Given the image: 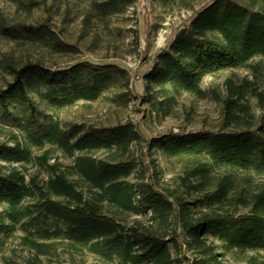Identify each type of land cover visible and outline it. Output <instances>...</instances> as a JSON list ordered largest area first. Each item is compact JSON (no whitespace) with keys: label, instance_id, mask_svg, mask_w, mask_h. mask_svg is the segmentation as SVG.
Masks as SVG:
<instances>
[{"label":"trees","instance_id":"16d2710c","mask_svg":"<svg viewBox=\"0 0 264 264\" xmlns=\"http://www.w3.org/2000/svg\"><path fill=\"white\" fill-rule=\"evenodd\" d=\"M0 11V264L17 240L39 255L59 250L105 264H264V88L228 79L222 122L146 138L138 125L68 120L79 105L174 117L183 94L208 97L206 78L264 59V0H210L134 73L87 52L125 40L139 47L135 0H6ZM115 45V44H113ZM60 153L69 163L63 164ZM158 156L180 173L166 181ZM28 166L36 168L31 173Z\"/></svg>","mask_w":264,"mask_h":264},{"label":"rangeland","instance_id":"374dc122","mask_svg":"<svg viewBox=\"0 0 264 264\" xmlns=\"http://www.w3.org/2000/svg\"><path fill=\"white\" fill-rule=\"evenodd\" d=\"M152 9L142 10L135 16V21L127 26V30H137L139 47L134 45L133 37L128 33L125 40L104 46L98 52H87L85 59L98 62L117 63L130 69L134 74L133 91L139 97L144 93L145 82L143 75L152 67L157 52L164 48L177 30L188 23L192 14L204 7L210 0H151ZM0 11L7 17H12L14 7L6 0H0ZM251 64L258 66L254 69H240L233 72H223L217 76L208 77L203 83L208 97L201 99L191 94H183L174 117L160 119L151 116L147 107L140 106L138 100L129 108H118L108 103L100 102L90 105H79L66 112L68 120L86 122L92 125H115L131 121L138 125L146 138L171 132H194L200 130H215L222 122L221 104L215 96H223L225 82L228 79L234 83L244 80L256 82L264 88V59L257 58ZM12 131L0 127V142H9ZM60 162H69L60 154ZM159 165L164 172L165 180L172 181L179 173L180 166L175 161L158 156ZM33 173L36 168L28 166ZM256 184L264 182V177L255 178ZM3 255L13 259L18 264H105L94 258L78 259L70 257L65 251L43 256L22 245L17 240L6 244ZM223 260L227 264H247L239 257L227 254Z\"/></svg>","mask_w":264,"mask_h":264},{"label":"built area","instance_id":"2783aa9c","mask_svg":"<svg viewBox=\"0 0 264 264\" xmlns=\"http://www.w3.org/2000/svg\"><path fill=\"white\" fill-rule=\"evenodd\" d=\"M152 9V1L151 0H135L134 5L129 10V16L135 19L136 15L142 10L150 11Z\"/></svg>","mask_w":264,"mask_h":264}]
</instances>
